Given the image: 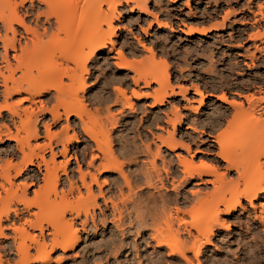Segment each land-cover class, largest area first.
<instances>
[{
  "label": "rangeland",
  "instance_id": "rangeland-1",
  "mask_svg": "<svg viewBox=\"0 0 264 264\" xmlns=\"http://www.w3.org/2000/svg\"><path fill=\"white\" fill-rule=\"evenodd\" d=\"M259 4L264 5V0H145L144 6L147 9V13H145L134 2L125 3L123 0H119L112 22L114 27V33L111 36L113 44H107L106 48L101 49L95 58L87 63V73H83L86 90L79 92V96L82 97L88 111H85L87 115L83 114L82 121L75 116H69L66 119L64 115H61L57 121L52 120L46 110L55 107L53 105H57L55 104L54 96L56 93H54V90L45 91L46 93L42 92L43 94L35 95L33 98H30L23 89L5 96L6 94L4 95L1 91L3 86L0 82V129L6 130L3 127L6 126L13 134L16 132L5 105L16 109L23 119L25 118V109L28 116L30 114V124L31 122L35 124L38 133L36 139H30L31 145H42L44 142H48V138L45 136L46 133H44L46 132L44 128L46 124L49 125V130L52 133H60L59 135H63L65 125H68L67 133L69 136L73 135L72 129H75L79 141L74 142L72 140L68 145L66 158L70 159L66 166V175L60 169L58 171L60 176L58 190L61 188L64 191L67 190L69 182H72L75 183L76 187L78 186L82 195H85V189L81 187L78 180L77 158L80 165H83L81 166L84 171L88 170L94 172V174L96 173L104 198L112 199L111 201H114L118 205L119 211L122 212L121 219L118 213H115L117 211L114 212L116 214H114V217L111 213L110 204L108 207L104 206L102 197L98 196L99 187L97 188L96 184H93L92 191L97 196L96 201L100 209L94 208V222L88 217L85 226L83 225L84 228L81 225V220L84 219L83 215L80 219L75 218L73 220L79 241L75 250L66 254L68 256H65L64 264H151V261L154 260L157 261H155V264H177V255L172 256L174 258H168L169 252L165 246L158 248L155 246L154 240L150 238L152 232L150 228L147 229L143 226V228H138L137 224L134 223L135 211L132 207L134 202H138L136 200L138 196L134 192L138 190V187L143 190V193L141 192V195L143 194L142 199L147 198V200L142 201L146 202L147 211L157 216H160L158 214H160L162 203L159 195L168 196L171 199L175 197L174 194L178 195L176 197H179L180 194L183 195L182 197L185 196L188 203L184 200H176L181 203L168 200L169 203L166 205V209L168 208L170 214L175 216V205L180 209L187 210L194 204V197L197 195L191 194V191L198 190V194L200 193V196H202V193L212 189L210 184H206V186L203 184L198 185L196 178L188 179L181 186H178L177 182L180 180L178 176H182V173L179 171L181 166L177 165L176 156L192 159L197 164L199 161H207L208 155H212L217 151V146H209V144H213L209 134L214 135L216 132L211 131L209 128L210 116L217 115L218 111L221 112L220 110H223V107H227V104L221 103L215 97L208 96V94L219 95L223 92L229 99L232 98L231 92L245 94L248 91L244 89L243 85H250L253 81V75L256 73H264V64L256 63L257 65L255 64V67H253V65L250 66L249 60H246L247 64H244L245 61L238 56V53L243 52V48L251 46V42L247 40L249 31H251L252 11H257ZM225 16L227 17L223 22ZM222 23H224L223 27L206 35L189 34L191 29L208 28ZM262 27L264 28V24ZM0 32V34L3 33L1 28ZM21 43H23L22 39ZM0 53H2V48H0ZM11 55L12 52L9 51L10 62L13 64L14 60ZM56 58L49 60L48 69L53 67L52 64L55 65L54 59L55 62L60 63L59 57ZM210 60L213 67L212 63L209 65ZM237 61H241L239 63L241 68L235 66L234 62ZM126 62L131 66H136L139 70L146 69L150 71L152 69L151 71H157L158 73L165 72L168 84L176 92L178 87L187 88L185 98H182L179 94L170 95L162 105H153L151 95L157 85L150 83L145 86L141 81L135 85L132 79L135 72L133 68L128 69L125 65ZM229 63L232 64V68H229ZM36 64H38L37 61ZM69 65L73 66L70 63ZM38 68L32 70L31 77L32 75L37 77V70L42 69L41 66ZM43 68L47 69V67ZM208 69L213 72H209ZM40 74L38 73V77ZM19 75L20 72L17 71L15 77ZM63 81L64 83H70L68 79ZM192 86H197L201 94L205 96L202 104L198 102L199 95L193 94ZM219 87L221 89L216 91L215 89ZM118 89L124 91L130 104L126 103L125 98L119 94ZM134 93L139 94V97ZM187 106L191 108L189 109ZM59 111L62 110L59 109ZM176 113L178 115L177 119H179L175 122L176 126L173 132L172 121L175 119ZM14 119L17 120L16 117ZM83 119L85 124L90 127L89 129L96 131L95 133L100 132L102 134L105 131L108 135L110 150L115 151L118 156L120 154L119 159L124 162L123 171L132 181L134 191H131L132 194L125 187L117 172L102 171L101 168L100 171L96 169L98 171L96 172L95 165L101 160L98 158H102V153L96 150L98 148L93 141L84 134L83 127L87 126L84 124ZM234 126L236 125L234 124ZM166 131L169 133H166ZM172 132L178 145L174 150H169L159 143L158 137H166ZM20 134H23L22 130ZM56 139L55 137L52 139V147L57 163L62 162L64 159L60 153L61 144L60 142L56 143ZM180 144L183 145L180 146ZM186 144L190 147V151L186 149ZM15 145L16 142L7 139L4 132L1 134L0 175L3 174L4 177L7 172L11 176L14 174L8 168L7 161L12 162V164L15 162V164H19L22 160V155ZM105 145L102 146V151L106 150ZM146 147L148 151L150 149L148 153L151 154L147 153ZM157 147H160L161 153L159 158L155 157V164L160 169V173H162L163 162L167 164V167L172 166L170 170L177 171L178 169V171L175 175V182L171 179H168V181L165 179V186L162 188L159 187L161 184L155 177L153 179L156 182L152 180L154 188H149V186L146 187L141 172L150 166L148 162L152 160V154L156 152ZM255 152L253 153L254 157L259 151ZM94 153L98 156L96 158L98 160H94L92 167L95 168H92L87 166V161L91 159L90 156ZM44 157L46 160L50 158L48 148L44 151ZM259 159L261 162L263 161V157ZM222 165L220 164L218 168L220 169ZM252 168L254 169V165ZM220 171H224L223 167ZM35 172L38 183L43 186L44 191H47L49 186L43 184V181H41L42 175L38 173L35 166H28V174L24 173L11 178L14 184L13 189L20 193L22 184L29 183L27 177ZM163 175L164 173H162ZM229 175L233 178L235 174L234 172H228L226 177H230ZM2 179L0 177V181ZM170 182L177 187L173 188ZM36 187L27 188L26 197L31 199L33 197L32 190L37 189ZM117 188L121 189L122 193H119ZM238 188L242 190L244 184H240ZM3 192L0 190L1 196H4ZM76 195L77 191L75 189L71 197ZM152 198L156 200H151ZM242 203L245 210L238 208L231 215H221L227 227L218 226L215 228L210 244L201 246V252L197 258L193 256L192 252H187L186 255L193 264H264V224L261 225L255 217V215L264 214V194L254 201L256 204L255 209L250 207L245 200H242ZM16 207L22 208L18 204ZM35 210L32 207L30 211ZM54 211H56V208H54ZM23 213L25 217H28L26 211ZM103 215L104 217H102ZM70 216L68 218L67 214L66 219L74 217ZM184 217L187 221L192 220L187 215ZM173 219L176 220L175 217ZM176 222H172L173 229H179L180 239L190 240L186 229L180 226L179 221L178 224ZM3 225H8V222L4 221ZM187 228L190 229V227ZM190 230L195 233L193 229ZM163 235H167V232H164ZM2 242L3 245H7L6 241ZM56 255L61 256V253L57 252L54 257ZM10 257L16 258L14 254H11Z\"/></svg>",
  "mask_w": 264,
  "mask_h": 264
},
{
  "label": "bare ground",
  "instance_id": "bare-ground-1",
  "mask_svg": "<svg viewBox=\"0 0 264 264\" xmlns=\"http://www.w3.org/2000/svg\"><path fill=\"white\" fill-rule=\"evenodd\" d=\"M123 1L125 3L134 2L142 12L147 13V9L144 6L145 0ZM118 3L119 0H0V28L3 30V33L0 34V48H2V53H0V82L1 86H3L1 91H3L4 95L8 96L12 92L16 91L17 93L20 89H23L30 98H33L35 95L43 94L42 92L54 90L56 94L53 96L57 105H53L55 107L46 110L52 120L57 121L61 115H64L66 119L69 116H75L82 121L83 114L87 115L85 111H88L85 108L82 97L79 96V92L86 90L83 73H87V63L92 61L101 49L106 48L107 44H113L111 39L114 33L112 22ZM27 4L28 6L26 7ZM259 5L257 11H252L251 31H249L247 40L251 42V46H247L245 49L242 47L243 52L238 53V56L245 61L244 64H247L246 60H249L250 66L253 65V67H255L256 63L264 64V28L262 27L264 24V5ZM226 17L223 18V22ZM223 24L208 28L191 29L189 34L206 35L213 30L220 29ZM21 39L23 43H21ZM9 51L12 52L13 64L10 62ZM57 56L60 63H57L58 61L55 62L54 59L55 65L52 64L53 67L48 69L49 60H53ZM36 61L38 64H36ZM240 62H234L237 68H241ZM69 63L73 66H70ZM209 63L211 65V60ZM42 64H44L43 67H47L46 70L42 67ZM125 65H127L129 70L133 68L135 75L132 76V79L135 85L140 81L145 86L150 83L157 85L151 95L153 105H162L170 95L179 94L182 98H185V93L188 91L187 88L178 87L176 92L168 84L165 72L158 73L157 71H151L152 69L148 71L142 69L143 67L140 68L142 70H139L136 66H131L129 63ZM40 66L42 69L37 70L38 73H41L40 76L38 77L37 73L38 78L35 75L31 77L30 75L33 74L32 70L34 68L39 69L38 67ZM246 66L250 68V66ZM229 68H232L231 63H229ZM208 70L209 72L211 71V69ZM17 71L20 72V75L15 77ZM64 78L68 79L70 83H64ZM244 85V89H247L248 92L245 94L231 92V99L222 91L219 95L208 94V96L215 97L221 103L227 104V107H223V110H220L221 112L218 111L217 115L213 114L210 116L209 128L211 131L216 132L214 135L209 134L211 142H213L209 146H217V151L212 155L209 154L207 161H199L198 164L194 163L192 159L176 156L177 165L181 166L179 171L182 173V176H178L180 180H178L177 184L181 186L188 179L196 178L198 185L203 184L206 186V184H210L212 189L202 193V196H200V193L198 194V190L191 191V194L197 195L195 197L192 195L195 198H193L194 204L187 210H183L182 206V209H180V207L175 205V216L170 214L171 212L168 208L166 209V205L169 203L168 200H184L188 203L185 200V196L182 197L183 195L181 196L180 194L179 197H176L178 195L174 194L175 197L171 199L168 196L159 195L162 202L160 214H158L160 216L147 211V204L143 202L147 198L142 199L143 194L141 195L143 190L136 185L138 190L136 192L133 191L131 179L123 171L124 162L120 161V154L118 156L115 151L114 153L109 148L108 135L101 130L102 134L100 132L95 133L96 131L89 129L90 127L85 124L83 119L84 124L88 127H83L84 134L93 141L98 148L96 150L102 153V158H98L101 160L95 165L96 168L92 167L94 160L98 157L95 153L90 156L91 159L87 161V166L98 171L101 168L102 171H113L119 174L125 187L138 196L136 199L138 202H132V208L135 211L134 223L137 224L138 228L142 226L147 229L150 228L152 231L150 238L154 240L155 246L157 248L165 246L169 252L168 258H174L172 256L177 255L178 258H175L177 264H193L187 257V252H192L193 256L197 258L201 252V246L210 244L215 228L218 226L227 227L221 215H231L238 208L245 210L242 200H245L250 207L255 209L256 204L254 201L264 194V73H256L253 75V81L250 85ZM191 89L193 94L199 95L200 99L198 102L202 104L205 96L201 94L197 86H192ZM219 89L221 87L215 90ZM118 92L125 98L126 103L130 104L124 91L118 89ZM137 96L139 97V94ZM5 106L16 132L13 134L8 127L3 126L6 130L0 129V140L3 132L7 139L14 140L17 150L22 155V160L19 164H15L16 162L12 164V162L7 161L8 168L14 172L13 176L9 172H7L5 177L3 174L0 175L3 178L0 181V190L4 191V196L0 195V264H64V258L68 256L66 254L75 250L79 241L73 220L75 218L80 219L83 215L84 219L81 220L82 224L80 223L83 227L88 217L94 222V208L100 209L96 201L97 196L92 191L93 184H96L97 188L99 187L98 196L102 197L104 206L108 207L110 204L113 216L118 213L120 218L122 212L119 211L118 205L111 201L112 199L104 198L96 173L94 174V172L92 173L88 170L84 171L82 169L83 165H80L77 158L78 180L81 187L85 189V195H82L78 186L76 187L75 183L72 182H69L67 190L64 191L62 188L58 190L60 184L58 171L60 169L66 175V166L70 159L66 158L68 145L72 140L74 142L79 141L75 129H72L73 135L69 136L67 133L68 125H65L63 135H59L60 133H52L49 130V125L46 124L44 125L46 131L44 133H46L45 136H47L48 142H44L42 145H31L30 139H36L38 133L35 124L32 122L30 124V114L28 116L25 109V118L23 119L16 109L8 105ZM187 108L190 109L191 107L187 106ZM59 109L62 111H59ZM85 115L84 117H86ZM177 116L176 113L175 119H172L173 132L176 126L175 122L179 119H177ZM21 130L23 134H20ZM192 130L196 131L194 128ZM173 132L166 137H158L159 143L169 150H174L178 145ZM166 133L169 132L166 131ZM54 137L57 138L56 143L60 142L61 144L60 153L64 159L62 162H55V153L52 147V139ZM103 145L107 147L105 151H102ZM182 145L180 144V146ZM147 147L145 150L148 153L150 149L148 151ZM185 147L190 151V147L187 144ZM47 148L50 151L49 160L44 157V151ZM254 151H259L255 155L256 157L253 155ZM160 153V147H157L156 152L152 154V160L148 162L150 166L141 172V177H144L146 187L154 188L152 180L155 179L160 182L159 184L161 185L159 187L162 188L165 186V179L167 181L171 179L174 182L176 180L175 175L178 169L177 171L170 170L172 166L167 167L165 162H163V167L161 168L164 175L162 176V173H160V169L155 164V157L159 158ZM260 157H263L262 162L259 159ZM220 164L224 171H220L221 167L220 169L218 168ZM253 165L254 169L252 168ZM28 166L37 168L38 173L42 175L41 181H43V184L49 186L47 191H44L43 186L38 183L36 172L27 177L29 183L22 184L20 193L13 189L14 184L11 178L24 173L28 174ZM97 170L96 172H98ZM228 172H234L235 177L233 176L232 178L230 175V177H226ZM242 183L244 188L242 190L237 189ZM34 186H37V189L32 190L33 197L29 199L26 197V189ZM171 186L173 188L177 187L174 184H171ZM75 189L77 195L71 197ZM117 190L122 193L121 189L117 188ZM151 200L156 199L152 198ZM17 204L21 205L22 208H17ZM32 207L36 210L30 211ZM54 208H56V211H54ZM25 211L28 217L24 216L23 212ZM67 214L68 218L69 215L74 217L66 219ZM186 215L192 220L187 221L184 217ZM255 217L261 225L264 224V214L255 215ZM177 220L180 222V226L186 229L189 236L188 239H190L188 240L189 242L186 239H180L178 228L173 229L172 222ZM4 221H7L8 225H3ZM178 221L176 222L177 224ZM187 227L193 229L195 233ZM164 232H167V235H163ZM2 241H6L7 245H3ZM57 252H60L61 256L59 254L54 257ZM11 254H14L16 258L10 257ZM151 260L153 259L151 258ZM155 261H151V264H155Z\"/></svg>",
  "mask_w": 264,
  "mask_h": 264
}]
</instances>
